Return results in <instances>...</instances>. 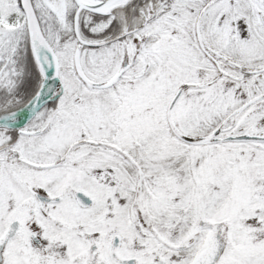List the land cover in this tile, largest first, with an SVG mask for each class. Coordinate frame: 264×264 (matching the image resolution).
Masks as SVG:
<instances>
[{
    "label": "snow or ice",
    "instance_id": "6c2138e0",
    "mask_svg": "<svg viewBox=\"0 0 264 264\" xmlns=\"http://www.w3.org/2000/svg\"><path fill=\"white\" fill-rule=\"evenodd\" d=\"M0 264H264V0H0Z\"/></svg>",
    "mask_w": 264,
    "mask_h": 264
}]
</instances>
